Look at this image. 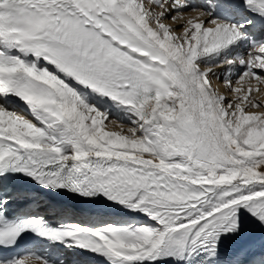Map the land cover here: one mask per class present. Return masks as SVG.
<instances>
[{
    "label": "snow or ice",
    "instance_id": "obj_1",
    "mask_svg": "<svg viewBox=\"0 0 264 264\" xmlns=\"http://www.w3.org/2000/svg\"><path fill=\"white\" fill-rule=\"evenodd\" d=\"M0 264H264V0H0Z\"/></svg>",
    "mask_w": 264,
    "mask_h": 264
},
{
    "label": "bare ground",
    "instance_id": "obj_2",
    "mask_svg": "<svg viewBox=\"0 0 264 264\" xmlns=\"http://www.w3.org/2000/svg\"><path fill=\"white\" fill-rule=\"evenodd\" d=\"M222 70H217L218 73H220ZM215 83H219L218 81H215ZM221 91H224L222 86H221ZM39 206L38 208L36 209V211H38L41 215H44L48 218H50L51 220H53V222H55V220L57 219L56 215H55V211L53 208H50L48 205H49V201L48 200H44V201H41L39 200ZM127 219H131L130 217L127 218ZM132 222H135V220H133ZM42 251V249H39L38 252Z\"/></svg>",
    "mask_w": 264,
    "mask_h": 264
}]
</instances>
